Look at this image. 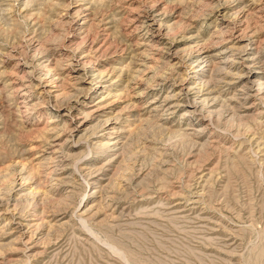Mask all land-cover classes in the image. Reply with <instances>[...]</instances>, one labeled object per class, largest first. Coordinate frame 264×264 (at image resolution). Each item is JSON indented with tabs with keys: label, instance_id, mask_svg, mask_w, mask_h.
<instances>
[{
	"label": "rangeland",
	"instance_id": "obj_1",
	"mask_svg": "<svg viewBox=\"0 0 264 264\" xmlns=\"http://www.w3.org/2000/svg\"><path fill=\"white\" fill-rule=\"evenodd\" d=\"M0 264H264V0H0Z\"/></svg>",
	"mask_w": 264,
	"mask_h": 264
}]
</instances>
